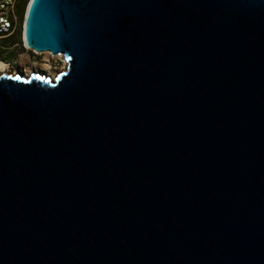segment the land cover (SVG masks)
<instances>
[{"label":"water","instance_id":"water-1","mask_svg":"<svg viewBox=\"0 0 264 264\" xmlns=\"http://www.w3.org/2000/svg\"><path fill=\"white\" fill-rule=\"evenodd\" d=\"M0 73V264H264V0H29Z\"/></svg>","mask_w":264,"mask_h":264},{"label":"rangeland","instance_id":"rangeland-1","mask_svg":"<svg viewBox=\"0 0 264 264\" xmlns=\"http://www.w3.org/2000/svg\"><path fill=\"white\" fill-rule=\"evenodd\" d=\"M28 2L29 0H27V3L24 6V12ZM14 44H17L18 46L13 47L12 49L17 50V54H21V55L18 58H9V60L11 61L10 63L11 68L8 69L9 70L11 69L13 72H15V74L17 71L24 73L25 71H30V73L32 72L43 73L44 72L43 68L45 66L48 67L51 70V72H54L55 75L66 69V62L64 61L63 58L62 60H60V59H56L54 56H51L48 53L34 54L32 52L33 54H31L29 51L22 50V45H21L20 37H18V33L7 39L0 40V47H8ZM0 52L2 53L4 58L9 57L11 54V53L9 54L5 53L1 49ZM11 70L9 72H11Z\"/></svg>","mask_w":264,"mask_h":264},{"label":"built area","instance_id":"built-area-1","mask_svg":"<svg viewBox=\"0 0 264 264\" xmlns=\"http://www.w3.org/2000/svg\"><path fill=\"white\" fill-rule=\"evenodd\" d=\"M26 3L27 0H0V40L7 39L22 32L24 6ZM22 8L23 13L21 14L20 11ZM21 45L24 50L29 51L23 46L22 41ZM16 46L18 45L14 44L11 48ZM0 49L7 53L10 48L0 47ZM0 62L4 61L0 60Z\"/></svg>","mask_w":264,"mask_h":264},{"label":"bare ground","instance_id":"bare-ground-1","mask_svg":"<svg viewBox=\"0 0 264 264\" xmlns=\"http://www.w3.org/2000/svg\"><path fill=\"white\" fill-rule=\"evenodd\" d=\"M54 57L56 59L62 60V57L60 55H57V56H54ZM64 65H65V63H64ZM9 71L10 70L5 65V63L4 62H0V73H12L13 75H15V72H13L12 70H11V72H9ZM43 71H44L43 74L46 75V76H48V77L53 78V76L55 75V73L54 72H51V70L48 67H46V66L43 68ZM25 74L26 75H29L30 74V71H25Z\"/></svg>","mask_w":264,"mask_h":264},{"label":"trees","instance_id":"trees-1","mask_svg":"<svg viewBox=\"0 0 264 264\" xmlns=\"http://www.w3.org/2000/svg\"><path fill=\"white\" fill-rule=\"evenodd\" d=\"M20 12H21V14L23 13V8L21 9ZM18 37H20V41H21V33H20V32L18 33ZM12 46H13V45L8 46V47L10 48V49H9L10 51H8V54L11 53V54L15 55V54H17V50L12 49V48H11ZM22 50H24V49L22 48ZM11 54H10V55H11ZM9 57H10V56H9ZM9 57H7V58H9ZM0 60H2V61H5V60H6V58L3 57V55H2L1 52H0Z\"/></svg>","mask_w":264,"mask_h":264},{"label":"flooded vegetation","instance_id":"flooded-vegetation-1","mask_svg":"<svg viewBox=\"0 0 264 264\" xmlns=\"http://www.w3.org/2000/svg\"><path fill=\"white\" fill-rule=\"evenodd\" d=\"M31 54H33L32 52H30ZM21 54H15V55H13V54H11L10 55V57L9 58H18L19 56H20ZM9 58H7L4 62H5V64H6V66L8 67V68H11L10 66V63H11V61L9 60ZM11 70V69H10Z\"/></svg>","mask_w":264,"mask_h":264},{"label":"crops","instance_id":"crops-1","mask_svg":"<svg viewBox=\"0 0 264 264\" xmlns=\"http://www.w3.org/2000/svg\"><path fill=\"white\" fill-rule=\"evenodd\" d=\"M8 53V52H7ZM4 57V56H3ZM7 59V57H5Z\"/></svg>","mask_w":264,"mask_h":264}]
</instances>
